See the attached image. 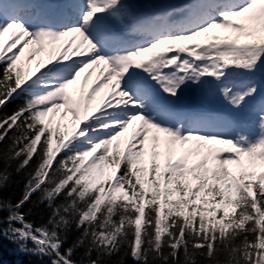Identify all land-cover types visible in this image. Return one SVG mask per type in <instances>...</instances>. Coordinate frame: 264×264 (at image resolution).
I'll return each instance as SVG.
<instances>
[{
    "label": "snow or ice",
    "instance_id": "1",
    "mask_svg": "<svg viewBox=\"0 0 264 264\" xmlns=\"http://www.w3.org/2000/svg\"><path fill=\"white\" fill-rule=\"evenodd\" d=\"M144 7L0 0V109L23 98L0 115V237L42 264H264V0ZM189 89L230 113L179 111Z\"/></svg>",
    "mask_w": 264,
    "mask_h": 264
},
{
    "label": "rangeland",
    "instance_id": "2",
    "mask_svg": "<svg viewBox=\"0 0 264 264\" xmlns=\"http://www.w3.org/2000/svg\"><path fill=\"white\" fill-rule=\"evenodd\" d=\"M184 1L186 0H145V7H147L149 11H151L154 7V4L160 3L163 6L166 4L171 5L174 2L179 3L180 5H183ZM169 11V10H168ZM34 66V65H33ZM82 83V78L81 81H78L77 85L75 87V93L73 98L76 99L78 98L79 95V87ZM188 97H191V99L195 102L199 103V108L201 110H207L215 114H229L230 113V106L227 105L225 101H223L222 97L219 96H212L209 95L205 92H202L199 89L192 90L189 89L185 92V95L183 99L179 102V111H184L183 108L187 107L185 104L186 100ZM56 119L59 120V114H57ZM61 123L71 126V116L69 115L67 118H65L63 121H60ZM190 127V125H189ZM207 131H209L210 128H206ZM242 132L248 134V135H254L257 132V126L254 121H249L247 122V126L243 127L240 129ZM11 251L12 253L18 252V248L15 246L8 247L7 252L9 253Z\"/></svg>",
    "mask_w": 264,
    "mask_h": 264
},
{
    "label": "trees",
    "instance_id": "3",
    "mask_svg": "<svg viewBox=\"0 0 264 264\" xmlns=\"http://www.w3.org/2000/svg\"><path fill=\"white\" fill-rule=\"evenodd\" d=\"M23 102V98L20 99H16L13 100L11 103H9L5 108L0 109V115H2L3 113H11L12 110L19 104H21ZM3 147H5L3 144H0V149H2ZM0 168H2V165H0ZM12 180L16 181V180H22V175H16L13 174L12 176ZM23 181L20 184H16V183H12L11 186L4 192V196H8V195H12V199L13 202L15 200H17L20 195H21V190L23 188ZM33 199H35V196L33 197ZM28 207H31V205H26L25 209L26 210ZM43 207V205L41 206ZM33 212L35 213L34 215H30L28 217H26L28 220L33 221L34 223H36L37 225H39L42 220L40 218L39 212L37 209H33ZM8 213L6 211L0 212V217L3 216H7ZM3 226H6V224L1 223ZM10 244V243H9ZM13 245H11L12 247ZM165 251H167V249H165ZM23 259H24V264H42V262L36 257V256H31V255H25L23 254ZM83 257L81 255V252L78 251L76 256L74 257V259H76L77 261L81 260ZM115 259V257L113 258ZM197 260H199V257H196ZM47 260V258H45V261ZM125 264H134V261L128 257L125 259Z\"/></svg>",
    "mask_w": 264,
    "mask_h": 264
},
{
    "label": "bare ground",
    "instance_id": "4",
    "mask_svg": "<svg viewBox=\"0 0 264 264\" xmlns=\"http://www.w3.org/2000/svg\"><path fill=\"white\" fill-rule=\"evenodd\" d=\"M176 16H179V14L174 13V17H176ZM5 39H7V35H6ZM26 51H28V50L26 49ZM36 53H37V52H35V55H36ZM37 54H38V53H37ZM204 130H205V129H204Z\"/></svg>",
    "mask_w": 264,
    "mask_h": 264
}]
</instances>
